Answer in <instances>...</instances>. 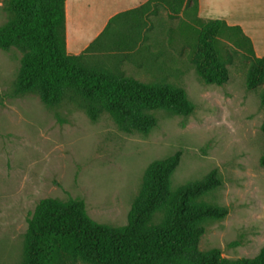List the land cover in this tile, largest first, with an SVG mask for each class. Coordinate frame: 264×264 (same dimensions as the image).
<instances>
[{
	"label": "rangeland",
	"instance_id": "1",
	"mask_svg": "<svg viewBox=\"0 0 264 264\" xmlns=\"http://www.w3.org/2000/svg\"><path fill=\"white\" fill-rule=\"evenodd\" d=\"M147 1L67 0V51L81 53L102 32L108 17ZM197 1L199 18L239 26L255 55L264 56V0ZM4 2L0 0V28L7 21ZM191 18L188 13L168 19L161 8L149 17L150 50L157 63L150 74L122 61L126 75L144 82L164 78L183 88L193 105L186 117L156 112L157 126L147 135L125 134L106 115L91 122L71 104L50 109L34 93L13 96L20 53L0 50V264L22 263L28 221L45 199L81 200L93 222L126 225L147 167L177 151L181 159L171 178L173 189L199 181L212 170L221 182L202 201L226 209L227 215L205 222L199 250L217 249L230 261L259 254L264 247L261 86L247 89V63L240 53L227 66L226 83L205 85L189 61L193 34L185 39L177 31L182 20Z\"/></svg>",
	"mask_w": 264,
	"mask_h": 264
},
{
	"label": "trees",
	"instance_id": "2",
	"mask_svg": "<svg viewBox=\"0 0 264 264\" xmlns=\"http://www.w3.org/2000/svg\"><path fill=\"white\" fill-rule=\"evenodd\" d=\"M65 2L5 0L7 21L0 28V50L20 53L13 96L34 93L50 109L71 104L91 122L106 115L129 135H147L157 126L158 111L189 116L193 105L183 88L161 77L140 81L121 68L123 60L130 61L150 74L157 64L150 50L149 17L157 16L161 8L172 20L191 13L177 31L185 39L187 33L193 34L189 61L205 85L226 83L227 66L240 53L247 63L245 85L249 90L261 86L264 105V56L255 55L239 26L199 18L197 0H149L117 14L79 54L67 51ZM260 130L264 142V120ZM180 159L177 151L147 167L122 227L93 222L81 200L41 201L28 221L21 264H264V247L253 259L235 261L223 258L217 249L199 250L205 222L224 218L227 210L202 201L221 184L215 170L172 188ZM259 164L264 166V154Z\"/></svg>",
	"mask_w": 264,
	"mask_h": 264
},
{
	"label": "crops",
	"instance_id": "3",
	"mask_svg": "<svg viewBox=\"0 0 264 264\" xmlns=\"http://www.w3.org/2000/svg\"><path fill=\"white\" fill-rule=\"evenodd\" d=\"M117 4L119 5V1L117 2ZM113 12H115V14L117 13V8L113 11ZM112 12V13H113ZM65 15H66V21H67V0H66V2H65ZM110 18H112V16L111 17H108L107 19H106V23L103 25V28L106 26V24H107V22L109 21V19ZM66 45H67V43H66ZM258 57V56H257Z\"/></svg>",
	"mask_w": 264,
	"mask_h": 264
}]
</instances>
